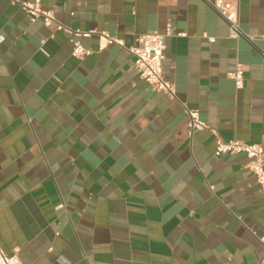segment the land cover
Segmentation results:
<instances>
[{"label":"crops","instance_id":"0c3cea01","mask_svg":"<svg viewBox=\"0 0 264 264\" xmlns=\"http://www.w3.org/2000/svg\"><path fill=\"white\" fill-rule=\"evenodd\" d=\"M25 1L0 0L4 251L24 264H258L264 194L244 155L215 151L219 139L264 148V0L240 1L236 38L204 0H42L69 30L124 42L77 38L92 52L81 60L75 35L31 22ZM168 25L176 99L128 51ZM183 104L207 124L192 138Z\"/></svg>","mask_w":264,"mask_h":264},{"label":"built area","instance_id":"2783aa9c","mask_svg":"<svg viewBox=\"0 0 264 264\" xmlns=\"http://www.w3.org/2000/svg\"><path fill=\"white\" fill-rule=\"evenodd\" d=\"M212 6L218 15L228 24L230 37L236 38L244 36L240 22V1L241 0H204ZM22 10L29 16L31 22L41 20L45 26L55 25L56 29L69 35H75L71 38L73 44V57L81 60L91 55V50L81 44L77 38H88L92 34L99 36V50H104L108 46L115 45L125 47L124 42L116 37L111 36L108 32H73L60 24L55 13L52 10H45L42 6V0H27L21 3ZM175 30L168 25L165 33L152 32L139 35L135 39V46L128 49L134 57V68L139 78L144 81L153 91L162 92L172 99L177 98L175 86L166 78L163 68L165 59L166 44L165 39L172 36ZM185 36L184 33L178 34ZM209 38L208 36H205ZM211 43L215 42L214 38H209ZM228 78L234 82L235 88L240 90L245 85V71L241 64L236 65L232 72L228 73ZM184 113L188 121V136L192 138L195 133L207 128V124L202 120L197 110L188 108L183 104ZM223 155H244L247 160V169L253 174L261 192L264 194V148L259 144H250L241 140L223 141L217 140L215 156ZM257 237V232H252ZM264 245V237L259 239ZM0 264H24L19 257L8 255L0 243ZM258 264H264V256Z\"/></svg>","mask_w":264,"mask_h":264}]
</instances>
